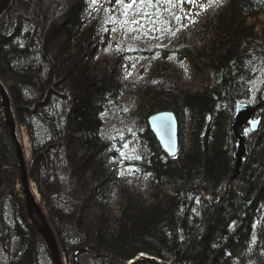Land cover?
<instances>
[{"label":"trees","instance_id":"trees-1","mask_svg":"<svg viewBox=\"0 0 264 264\" xmlns=\"http://www.w3.org/2000/svg\"><path fill=\"white\" fill-rule=\"evenodd\" d=\"M176 2L137 0L135 5L142 9L144 26H162L177 23L170 11ZM115 4L14 0L0 20V77L19 125L26 128L32 154L28 174L56 232L62 259L74 264L75 254L87 249L76 257L79 264H264V107L255 114L259 130H242L248 151L240 175L232 180L237 106L257 105L264 89V28L248 22L264 15V0L219 5L218 14L213 12V34L211 19L199 34L202 42L218 37L220 48L209 56L190 52L185 39L179 46L151 51L119 47L113 61L95 63V52H110ZM106 7L108 18L102 22ZM132 53L152 55L158 64L148 81L128 85L121 80L120 60ZM203 57L210 62L203 63ZM188 60L205 75V91L181 86L182 63ZM129 88L143 122L117 137L106 119L110 108L125 107ZM1 100L0 256L6 264H54L16 187L20 172ZM165 111L174 112L180 122L176 158L164 150L147 120ZM131 141L136 149L125 166L150 182L151 202L107 171ZM170 184L173 194L164 190ZM187 189L203 190V195L188 192L186 207ZM119 205L123 208L116 212ZM143 254L162 262L140 258L131 263Z\"/></svg>","mask_w":264,"mask_h":264},{"label":"rangeland","instance_id":"rangeland-1","mask_svg":"<svg viewBox=\"0 0 264 264\" xmlns=\"http://www.w3.org/2000/svg\"><path fill=\"white\" fill-rule=\"evenodd\" d=\"M176 1V5L171 7L170 11L172 12L171 15H174L172 20H175L177 23L175 25H166L163 23L164 26H161L163 28H159V31H162L157 36H153L151 33L153 25L147 27L141 22V17H143V15L140 6L134 4L131 8L126 7L128 0H123L122 3H116L115 6L111 8V23L113 24L111 30L113 32L112 35L114 36V40L110 46V52L104 55L95 52L92 55L93 62L105 65L106 60L113 61L117 56L119 47L127 52L136 50L151 51L157 46H167L168 48H171L174 45L179 46V43L185 39L189 41L187 48L190 49V52L192 51L195 54L206 51L208 53L207 56H209L214 48L219 49L220 47L217 43L219 40L217 36L213 35L211 39L205 37L206 41L202 42L199 40V34L205 32L204 30L208 21L210 19L212 20L213 12L214 14H218L219 5H221L222 2L226 3V0H195L194 3H188V0H184L183 3H181L180 0ZM108 10V7H106L104 11H102L103 14L100 18L102 22L107 20L109 14ZM160 13L162 14V12ZM177 17H179V20ZM112 19L117 20L113 21ZM135 21H139V24L135 25ZM248 22L249 24H256L257 29L260 30L261 28H264V15H259L257 19L250 18L248 19ZM210 24L209 31L213 34L215 20H212ZM155 25L157 26V24ZM173 37L175 38L174 42L172 41ZM210 59V57H203L202 62L208 64ZM153 62L154 58L152 55H138L132 53L124 56L121 58L118 68L121 80L126 81V84L128 85L135 81L140 83L148 81L152 75V71L158 67V64H154ZM182 65L185 76L181 80V86L192 92L205 91V75L202 73L199 74L196 71V68H194L196 66L195 62L190 60L183 61ZM133 93L134 91L129 88L126 91V99L123 101L125 107L119 109L112 107L107 116L106 121L108 123V130L117 137H121L122 134L119 132L124 131L125 129L131 131L139 129L143 122L140 118L141 110L136 107V102L132 101ZM122 111L128 112L127 117L122 114ZM133 111H135V115H132ZM19 136L22 143L28 136L26 128L21 125H19ZM27 138L29 145L25 148V153L27 155L26 162L29 164L32 154L31 149H29L31 147L29 137ZM135 142L136 141H131L124 144L126 147L121 150L117 163L112 164L107 171L110 174H116V176L121 177V183L129 182V188L134 194L141 195L145 202H151L153 201L151 194L152 191L148 187L149 183L147 182V179L140 176L132 167L125 166L126 158L131 159L134 155L136 149ZM20 186L21 184L19 182L16 187L23 196L22 187ZM31 186L32 189L39 193L33 181ZM164 190L165 193L173 194L174 186L172 184L167 185ZM39 197L40 194H38V199L35 198L41 204V198ZM115 208L116 212H120L123 206L119 205ZM0 264H6L4 258L1 256Z\"/></svg>","mask_w":264,"mask_h":264},{"label":"water","instance_id":"water-1","mask_svg":"<svg viewBox=\"0 0 264 264\" xmlns=\"http://www.w3.org/2000/svg\"><path fill=\"white\" fill-rule=\"evenodd\" d=\"M14 0H0V20L5 15V13L12 6ZM260 99L257 105L251 106L246 103H239L236 110L235 122L232 127L233 134L237 139V149L235 153V172L236 174L232 177V180H235L241 173V168L245 163L246 151H248V147L245 140V134L242 133V130L246 128H250L252 132H257L259 130L260 121L256 119V115L259 110L264 107V89H261ZM0 96L2 98L1 101L4 108V114L6 118V127L9 132V138L11 140L12 145L16 150V157L18 159V167L20 171V184L23 191V199H25L26 203V211L28 212V216L32 221L40 235L46 240L48 244V248L51 254V260H53L54 264H65V260L63 258L62 250L60 247V243L58 237L51 225L49 223V218L47 213L45 212L44 207L37 202L34 194L32 193L31 184L32 180L30 178L29 173V164L26 162L25 150H23V145L21 142V138L19 136V122L17 120V116L14 108L13 102L11 101V96L9 94V90L6 88V85L0 78ZM178 117L174 112H159L152 116H150L147 120L152 132L156 135L160 144L164 148V150L169 154V156L176 158L179 154V146H180V122ZM230 180V181H232ZM230 182L226 185L223 190L224 193L219 195V198H222L226 194V190L229 188ZM203 190H190L187 189L184 191V204L186 207L188 206L187 193H197L198 195H203ZM208 199L212 196L206 195ZM88 252L87 249H81L74 256V264H79L76 257H78L79 253ZM180 253V252H178ZM177 253V254H178ZM140 258H148L151 260H157L154 257L147 256L145 254L139 255L135 260ZM162 262L161 260H158ZM134 262V261H132Z\"/></svg>","mask_w":264,"mask_h":264},{"label":"bare ground","instance_id":"bare-ground-1","mask_svg":"<svg viewBox=\"0 0 264 264\" xmlns=\"http://www.w3.org/2000/svg\"><path fill=\"white\" fill-rule=\"evenodd\" d=\"M0 78H1V77H0ZM1 80H2V79H1ZM2 102H3V101H2ZM2 106H3V104H2ZM3 109H4V108H3ZM4 117H5V114H4ZM5 123H6V118H5ZM7 130H8V129H7ZM8 134H9V132H8ZM8 138H9V137H8ZM27 140H28V138L26 137V138H25V141H23V143H22V145L24 144V145H23V150H25V148L28 147V145H29V143H28ZM10 141H11V140H10ZM14 148H15V147H14ZM25 151H26V150H25ZM27 153H28V152H27ZM15 155H16V150H15ZM25 157H26V160H27V155H26V153H25ZM16 158H17V157H16ZM17 161H18V159H17ZM17 161H16V162H17ZM17 163H18V162H17ZM18 168H19V167H18ZM19 172H20V171H19ZM147 182L150 184V182H149L148 180H147ZM149 184H148V185H149ZM31 185H32V184H31ZM31 185H30V186H31ZM31 189H32V186H31ZM32 193H33L34 196L38 199V194H39V193H37L36 190H34V189H32ZM37 199H36V200H37ZM37 202H38V201H37ZM38 203H39V202H38ZM151 257H152V256H151ZM135 259H136V258H134L133 260H131V263H132V261H135ZM157 260H160V259H157Z\"/></svg>","mask_w":264,"mask_h":264},{"label":"snow or ice","instance_id":"snow-or-ice-1","mask_svg":"<svg viewBox=\"0 0 264 264\" xmlns=\"http://www.w3.org/2000/svg\"><path fill=\"white\" fill-rule=\"evenodd\" d=\"M116 3H122L123 0H115ZM137 2V0H128V3L126 5V7L131 8L133 7V5ZM141 3H145L146 0H140ZM181 3L184 2V0H180ZM195 0H188V3H194ZM177 19L179 20V17H177ZM135 23H139V21H135Z\"/></svg>","mask_w":264,"mask_h":264},{"label":"flooded vegetation","instance_id":"flooded-vegetation-1","mask_svg":"<svg viewBox=\"0 0 264 264\" xmlns=\"http://www.w3.org/2000/svg\"><path fill=\"white\" fill-rule=\"evenodd\" d=\"M150 19V21H153V22H159L160 20V18H157V17H150L149 18ZM158 24V23H157ZM153 25V28L151 29V32H155V33H157V34H160V32L162 31V30H160L159 31V28H163V27H161V26H159V25H155V24H152ZM151 25H148L147 27H150Z\"/></svg>","mask_w":264,"mask_h":264}]
</instances>
